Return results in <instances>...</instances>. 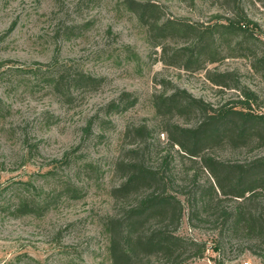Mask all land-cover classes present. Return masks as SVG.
Segmentation results:
<instances>
[{
	"label": "rangeland",
	"instance_id": "374dc122",
	"mask_svg": "<svg viewBox=\"0 0 264 264\" xmlns=\"http://www.w3.org/2000/svg\"><path fill=\"white\" fill-rule=\"evenodd\" d=\"M139 1L159 5L164 18L200 28L226 25L236 17L232 4L222 0ZM240 1L253 38L228 35L217 50L221 59L184 69L163 61L189 40L177 37L152 47L146 28L123 0H0V264H111L101 225L112 212L110 191L121 179L115 164L131 148L132 138H123L124 132L138 126L149 131L147 139L137 140L140 148L147 146L139 159L159 167L169 157L170 191L184 206L177 234L206 244L204 257L194 263L264 264L253 253L264 254V248L243 231L224 229L218 210L191 208L185 193L211 178L200 158L192 162L170 147L153 107L154 95L179 88L215 110L241 109L239 92L208 80L215 72H233L229 85L238 81L255 92L251 109L264 116V66L258 64L264 57V0ZM62 67L103 83L75 92L67 103L35 74ZM123 94L124 102L114 103L118 108L107 107ZM174 119L179 125L195 123ZM260 136L238 144L225 140L203 156L252 163L264 157V131ZM68 181L76 185V197L63 194ZM26 184L35 190L26 191ZM29 194H37L35 201L52 198L39 215H12L19 199ZM236 204L231 198L220 203L221 208Z\"/></svg>",
	"mask_w": 264,
	"mask_h": 264
},
{
	"label": "trees",
	"instance_id": "16d2710c",
	"mask_svg": "<svg viewBox=\"0 0 264 264\" xmlns=\"http://www.w3.org/2000/svg\"><path fill=\"white\" fill-rule=\"evenodd\" d=\"M222 1L232 4L235 20L226 25L215 23L202 28L164 18L159 5L153 2L123 0V5L146 28L152 47H160L177 37L189 40L187 47L170 53L169 58L163 61L165 65L197 69L203 62L221 59L217 50L228 35L253 38V32L248 29L251 23L244 14L241 1ZM166 50L168 48L165 46L163 56ZM258 64L264 66V57L258 60ZM35 74L41 75L45 88L69 100L67 103L71 102L75 92L92 91L103 83V79L66 67L48 74L38 69ZM233 77V72H215L208 75V80L214 86L239 92L243 99L238 102L243 107L241 109L221 107L215 110L209 103L179 88H165L164 92L171 90L169 94L154 95L153 107L170 147H177L192 162L200 158L211 178L208 184L185 193L188 201H191V208L218 210L216 218L224 229L243 231L248 238L259 243L258 247L264 248V157L252 163H229L203 156L212 146L225 140L238 144L251 138L262 139L260 132L264 131V116L253 113L251 109L252 104L257 102V95L242 87L238 81L235 85H229L228 82H234ZM124 95L127 94L107 107L118 108L119 105L114 103L122 104ZM176 117L184 119L187 124L193 120L195 123L179 125L174 121ZM91 124L86 128L87 133ZM148 135L146 126L127 127L124 132L123 138H132L131 148L127 157L115 164L121 179L110 191L112 212L105 215L101 225L107 242L108 260L111 264H195L194 260L204 257L206 244L177 234L184 206L170 191L174 183L168 175L169 157H164L159 167H152L139 159V154L147 146L143 144L140 148L137 140L143 137L147 139ZM25 190L32 192L35 188L30 186ZM76 193V185L68 181L63 194L76 197ZM35 196L37 194L20 198L11 214L25 216L43 213L52 197L35 201ZM230 198L237 204L231 208H221L220 203ZM253 253L264 262L263 253L257 249Z\"/></svg>",
	"mask_w": 264,
	"mask_h": 264
}]
</instances>
